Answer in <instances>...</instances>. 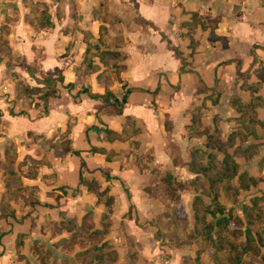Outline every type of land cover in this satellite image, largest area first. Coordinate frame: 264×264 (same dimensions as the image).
Segmentation results:
<instances>
[{"label": "crops", "instance_id": "0c3cea01", "mask_svg": "<svg viewBox=\"0 0 264 264\" xmlns=\"http://www.w3.org/2000/svg\"><path fill=\"white\" fill-rule=\"evenodd\" d=\"M41 1L53 27L35 30L24 18L29 8L22 0H0V37L12 54L36 65L35 76L62 77L42 114L15 98L0 55V161L13 146L12 167L20 168L21 185L32 190L29 201L7 200L2 215L0 177V264L38 262L40 249L49 261L79 264L77 252L89 243L63 242L84 216L93 229L101 228L107 211V247L120 252L126 246L135 251L136 264H148L158 248L149 219L162 205L143 191L149 174L139 172L131 142L138 158L151 157L149 167L188 181L194 176L189 153L204 140L187 136L192 110L200 108L202 125L209 133L218 129L225 141L239 125L232 103L258 97L252 132L232 138L227 149L238 172L253 178L264 169V0ZM100 24L109 38L104 45L98 42ZM87 44L116 58L119 72L102 75L105 65L95 54L93 67H83ZM14 71L38 85L24 67ZM96 190L105 193L102 200ZM256 195L264 210V181L237 196ZM105 196L112 199L108 207ZM181 203L190 216L187 199ZM65 219L71 223L63 225ZM170 256L173 263L177 254Z\"/></svg>", "mask_w": 264, "mask_h": 264}, {"label": "trees", "instance_id": "16d2710c", "mask_svg": "<svg viewBox=\"0 0 264 264\" xmlns=\"http://www.w3.org/2000/svg\"><path fill=\"white\" fill-rule=\"evenodd\" d=\"M22 2L29 8L24 18L33 26V29L53 27L47 6L43 1L22 0ZM98 32V42L101 45L106 44L109 39L106 26L100 24ZM0 48L5 49V74L14 82L15 98L22 99L28 106L32 104L39 107L42 114L47 113L48 99L58 94L55 84L57 80L62 79L60 73L51 76L39 72V75L35 76L34 72L37 66L29 65L25 63L20 55L12 54L6 40L2 37H0ZM94 54L99 56L105 65L102 75L107 77L110 73H118L121 69L116 58L110 53H101L97 44H87L82 55L81 65L83 67H93L91 55ZM15 60L18 63L14 62ZM16 65L24 67L38 85H29L19 78V75L14 71ZM126 92L127 90L120 99V103L125 102ZM113 101L118 102L116 99H113ZM260 102L262 101L258 97H250L245 102L234 101L232 103L239 111L237 117L239 125L227 135L225 141H220L218 129L214 128L209 133L202 125L200 108L192 110L187 136L198 138V136L204 135V140L201 145L195 146L189 153L188 167L194 173V176L188 181L178 179L167 169L149 167L148 162H150L151 157L146 154L138 158L136 156L137 146L134 142H131L130 153L139 172L149 174L143 191L162 205V209L149 219V224L154 227L153 237L159 240L160 243L172 247L180 242L194 241L199 245V252L204 249L210 250L215 264H264L263 261L256 262L253 260L255 256L264 251V210L260 197L257 195L252 196L248 204L241 205L242 217L237 214L235 204L226 207L219 200L221 193H224L229 199L233 198V201H235L239 190L247 189L251 184L264 181V169L256 177H248L245 172H238L237 164L232 155L225 152V147L232 138L238 136L244 139L252 132L251 125L256 119L254 108ZM10 112L12 113V111ZM18 113L25 114V111L20 110ZM135 131L136 129L131 127L130 132ZM1 133L2 130L0 129V135ZM217 152L222 153L221 158L216 156ZM16 156L15 148L7 146L3 160L0 161V166L5 168L2 171V181L5 187V193L1 199L2 215L7 214L5 209L8 206L7 200L10 198L16 199L21 196L27 201L32 199L30 195L32 193L31 188L21 185L19 174L12 167ZM187 188L196 191L191 200V230L186 227V217L178 215L176 212L179 202L178 192ZM22 191L27 193V197L21 194ZM96 193L97 199L102 200L101 198L105 193L97 190ZM103 199L108 207L112 200L111 197L105 196ZM108 214L109 211L104 214L103 220L105 221L102 222L99 229H93L91 221L87 219V216H84L80 225L73 227L74 229L68 240L63 242V244H70L77 241L81 244L87 241L88 246L77 252V256L82 257L83 262L86 264H112L116 258L114 250L107 247V243L103 241L108 230L106 223ZM208 216L211 218L210 220L207 219ZM68 223H71V220L65 219L63 225ZM181 223L183 225L179 226ZM240 226L242 228H239ZM238 236H243L242 242L237 240ZM38 255L42 261L47 260L44 250L40 249ZM245 256H249L250 261L245 262ZM25 262L23 264H26Z\"/></svg>", "mask_w": 264, "mask_h": 264}, {"label": "rangeland", "instance_id": "374dc122", "mask_svg": "<svg viewBox=\"0 0 264 264\" xmlns=\"http://www.w3.org/2000/svg\"><path fill=\"white\" fill-rule=\"evenodd\" d=\"M49 4H50V2H49ZM0 55H3L4 57H6L4 48H0ZM14 62L18 63L17 60H15ZM231 144H232V142L230 141L229 144L226 145L225 152H228V150H231L230 148L227 149L228 146L230 147ZM4 151H5V149L2 152V157L4 155ZM239 151L240 150L236 151V154H238ZM24 161H25V159H24ZM239 168L240 167L237 166L238 171H239ZM3 169H5V168L0 166V177L1 178L3 177V175H2ZM17 170L18 171H15V172H17L19 174V171H21L20 168H18ZM197 192H198V190H197ZM181 193L184 194L182 196V199H181V197H179ZM195 193H196V191H193L191 188L179 190V192H178L179 202H178L177 207H176V212L178 215H182V216L186 217V220H187L186 227L188 228V230H191L190 229V227H191L190 222L192 220L191 200L193 198L192 196H194ZM185 199H187V204H186L187 206L186 207L189 208V211L191 210L190 216H188V214L184 211V209L182 207L185 205H184V203H181V200H185ZM249 199H250V197L246 199L244 197L237 196V198H235V201H233V198L229 199L226 196V194H224V193H221V196L219 197V200L221 202H223L226 207L235 204L236 205V212L240 217H242L240 207L242 204H248ZM204 200H206V199H204ZM263 217H264V214H263ZM207 219L210 220L211 218L208 216ZM182 225L183 224L181 223L179 226H182ZM239 228H242V226H240ZM237 240L242 242L243 236H238ZM157 241H158V248H157L156 252L154 254H152L153 256L150 258L148 264H215L212 260L210 250L204 249V250L199 252V245L196 244L194 241H187L185 243L180 242L179 244L173 245L172 247L168 244L160 243L159 240H157ZM71 247L72 246H66V250L71 249ZM122 247H125V248H123V250L121 249L120 252H117L116 249H113L115 252L116 258L112 264H136L137 255H136L135 251H129L126 246H122ZM39 248H42V247H39ZM172 253L177 254V259L173 263L170 262V257H171L170 255H172ZM80 260L81 261L79 264H86L83 262L82 257L80 258ZM253 260L256 262H261V261L264 262V251L261 252V254L255 256ZM244 261L245 262L250 261L249 256H245ZM25 263L26 264H75L71 260H63L60 263H56L54 261H49L48 259L46 261H42L41 259H39L38 262L29 261V262H25Z\"/></svg>", "mask_w": 264, "mask_h": 264}]
</instances>
